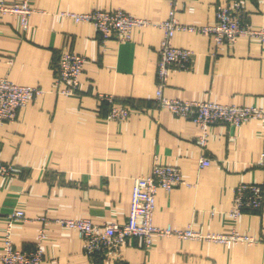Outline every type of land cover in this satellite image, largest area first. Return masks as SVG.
<instances>
[{
	"label": "crops",
	"instance_id": "obj_1",
	"mask_svg": "<svg viewBox=\"0 0 264 264\" xmlns=\"http://www.w3.org/2000/svg\"><path fill=\"white\" fill-rule=\"evenodd\" d=\"M219 0H179L177 19L202 26L215 21ZM248 20L264 26V0H241ZM35 11L22 30L19 18L0 20V77L44 91L19 108L12 121L0 123V161L17 170L0 176V254L4 214L14 209L25 219L12 226L17 248L34 246L40 229L42 264H264V199L259 209L229 216L234 188L241 182L262 184L264 119L240 125L209 126L206 148L197 143L199 126L155 102L160 26L135 27L132 37L102 41L93 23L62 15L96 9H123L160 23L167 19L169 0H32ZM175 46L194 52L188 69L170 68L164 95L182 100L264 108V41L241 36L234 44L216 47L198 31L176 30ZM85 57L75 94L54 91L55 60L61 52ZM111 94L131 108L123 121L106 120L107 104L98 93ZM201 154L211 158L199 168ZM180 168L188 184L170 192L159 188L153 224L192 228L204 234L235 229L255 238L236 243L154 234L145 247L129 238L123 258L90 259L74 228L49 219L89 218L95 223L124 222L130 211L134 178L151 173L155 162Z\"/></svg>",
	"mask_w": 264,
	"mask_h": 264
},
{
	"label": "built area",
	"instance_id": "obj_2",
	"mask_svg": "<svg viewBox=\"0 0 264 264\" xmlns=\"http://www.w3.org/2000/svg\"><path fill=\"white\" fill-rule=\"evenodd\" d=\"M170 10L166 20L154 23L134 16L123 9H96L75 13H62L78 23L88 21L94 24L102 41L115 37L118 41H127L132 37L135 27L160 26L163 37L158 48V63L156 69L155 102L158 106L167 108L177 116H183L198 124L197 143L201 150L207 146L208 128L215 123L240 125L251 119H264V108L222 104L213 101L182 100L164 95L168 82L170 68L188 69L194 52L187 48L175 46L172 42L176 30L198 31L211 37L216 47L223 44H234L241 36L264 41V26H254L247 18L241 0H219L215 6V21L208 25L194 26L181 23L176 16L179 0H169ZM35 11L32 0H0V20L6 14L19 18L22 30L28 27V18ZM85 57L73 51L61 52L55 60L54 91L59 94L72 95L80 85V75L83 72ZM44 90L38 86L19 85L6 77H0V123L16 118L19 108L29 104ZM98 98L105 101L107 109L106 120H126L131 114V108L117 101L113 95L98 93ZM211 158L205 154L199 157V168L209 165ZM259 164L264 165V151L259 156ZM17 170L12 163L0 161V176H10ZM188 184L180 168L162 165L155 162L152 171L147 176L134 178L129 214L124 222L106 221L95 223L89 218L49 219L40 217L45 222H58L74 228L83 241V250L94 260L99 257L106 262H118L123 258V248L129 238L137 237L145 247L152 245L154 234L160 236L177 235L181 238L206 239L224 243L230 247L236 243H255L257 240L249 235L238 233L235 229L221 234H204L192 228L173 229L158 227L153 224L155 196L159 188L170 192L174 187ZM262 184L257 182H241L234 188V198L229 216L236 220L249 209H259L263 204ZM0 209V217H1ZM5 231L0 254V264H42L44 262L43 240L45 232L40 229L34 246L30 249L17 248L11 238L12 226L25 219V212L14 209L3 215Z\"/></svg>",
	"mask_w": 264,
	"mask_h": 264
}]
</instances>
